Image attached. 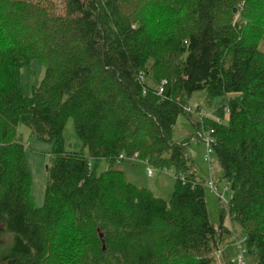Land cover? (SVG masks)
Returning a JSON list of instances; mask_svg holds the SVG:
<instances>
[{
    "label": "trees",
    "instance_id": "1",
    "mask_svg": "<svg viewBox=\"0 0 264 264\" xmlns=\"http://www.w3.org/2000/svg\"><path fill=\"white\" fill-rule=\"evenodd\" d=\"M263 39L264 0H0V264H238L220 251L236 230L264 264ZM34 60L44 76L23 96ZM197 92L229 191L219 227L189 141H172L180 115L200 129ZM68 119L89 157L65 151ZM19 124L52 144L38 208ZM119 155L171 171V199L129 183Z\"/></svg>",
    "mask_w": 264,
    "mask_h": 264
},
{
    "label": "rangeland",
    "instance_id": "2",
    "mask_svg": "<svg viewBox=\"0 0 264 264\" xmlns=\"http://www.w3.org/2000/svg\"><path fill=\"white\" fill-rule=\"evenodd\" d=\"M259 49L264 52V39L259 44ZM45 72L44 64L40 61L34 60L29 65L23 67L20 71V87L23 96H30L32 88L37 87ZM151 83V82H150ZM201 106L207 115L212 116L210 112L204 107V94L202 92L195 93L189 100L188 107L191 109ZM214 118V117H213ZM196 122L198 120L194 118ZM216 119V118H215ZM219 122V119H216ZM222 123L226 124L228 121L227 114L222 118ZM196 135V127L194 120L180 115L175 123L172 141L175 143L187 142V153L193 166L196 170L197 177L204 183L205 201L207 206V213L209 221L215 226L219 227L220 212L226 210L227 201L229 199V191L227 190L226 182L222 179V169L218 164L214 154L210 156L211 170L205 161L206 148L203 143L198 140H191ZM17 136L20 143L25 148V160L31 173V197L35 207H41L44 203V191L46 183L45 168L48 164V159L51 154L52 144L47 141L38 140L25 125L19 124L17 126ZM62 137L64 139V149L68 152L82 151L86 157H89L88 151L82 148V145L75 133L72 119L66 121ZM123 161L118 166L126 177V180L140 188H147L156 197L168 202L172 197V190L175 179L169 170H158L150 167L138 160ZM107 167L105 161H101L96 166V173L103 172ZM152 170V176H147L146 168ZM216 187L213 191L209 187V183ZM223 225L231 228V223L228 216L223 217ZM242 233L236 230V242L231 245L222 246L220 251L222 258L232 262H238L240 254L238 244L242 242ZM217 264L221 263V254L216 256ZM246 264V263H245Z\"/></svg>",
    "mask_w": 264,
    "mask_h": 264
},
{
    "label": "built area",
    "instance_id": "3",
    "mask_svg": "<svg viewBox=\"0 0 264 264\" xmlns=\"http://www.w3.org/2000/svg\"><path fill=\"white\" fill-rule=\"evenodd\" d=\"M163 84H164V81L161 82V86L159 87V93L162 92V85ZM186 111L189 113H193L195 115V117L197 118L198 122L200 123V126H201L200 129L196 130V135H194L191 140H198L200 143H203L205 145V148H206L205 161L209 165V170H211L210 156L213 154V149H212L213 139L211 138L212 131L211 130L207 131L202 126V124H203L202 119H203V117L207 116V114L204 113L203 111L196 113L190 107H188L186 109ZM225 114H227V111H225ZM216 121L218 122V120H216ZM118 159L119 160H135V158L125 159L122 155H119ZM145 164L148 165L146 162H145ZM148 166H150V165H148ZM146 174L149 177L152 176V170L149 167L146 168ZM209 187L213 191L216 190V187H213V184L211 182L209 183ZM238 264H245L242 253H240L238 256Z\"/></svg>",
    "mask_w": 264,
    "mask_h": 264
},
{
    "label": "crops",
    "instance_id": "4",
    "mask_svg": "<svg viewBox=\"0 0 264 264\" xmlns=\"http://www.w3.org/2000/svg\"><path fill=\"white\" fill-rule=\"evenodd\" d=\"M124 161H130V162H133L132 160H124Z\"/></svg>",
    "mask_w": 264,
    "mask_h": 264
},
{
    "label": "water",
    "instance_id": "5",
    "mask_svg": "<svg viewBox=\"0 0 264 264\" xmlns=\"http://www.w3.org/2000/svg\"><path fill=\"white\" fill-rule=\"evenodd\" d=\"M233 11L235 12V9Z\"/></svg>",
    "mask_w": 264,
    "mask_h": 264
}]
</instances>
